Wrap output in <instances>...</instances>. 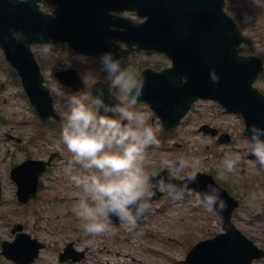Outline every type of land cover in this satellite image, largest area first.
Here are the masks:
<instances>
[{
  "label": "rangeland",
  "instance_id": "obj_1",
  "mask_svg": "<svg viewBox=\"0 0 264 264\" xmlns=\"http://www.w3.org/2000/svg\"><path fill=\"white\" fill-rule=\"evenodd\" d=\"M229 13L234 16L250 39L245 46L246 54H254L264 60V0H229ZM48 47L45 52L44 48ZM34 51L43 64L47 84L57 100V109L66 120V107L71 95H79L93 110L91 97L84 93L100 79L98 63L83 55H74L67 46H36ZM140 74L146 67L161 69L170 61L155 53H136L123 60ZM68 66L81 70L86 89L79 93L62 87L53 73ZM0 64V180L4 196L0 200V237L11 236L10 230L17 223L46 247L36 264H64L58 256L67 243L83 250L89 246L87 261L79 264H186L188 251L199 241L214 237L221 232L222 222L214 212L206 211L195 195L183 192L173 197L168 195L151 205L142 227L131 226L121 221L115 224L108 218L109 228L98 234H88L82 228V221L74 211V201L84 196L81 189L68 179L65 166L72 158L61 134L49 133L40 138L39 124L22 88ZM264 93V74L256 82ZM135 109L146 114V123L151 124L160 136L162 126L159 120L145 106ZM154 117V118H153ZM210 125L232 135L229 145H217L215 139L199 129ZM242 119L226 114L215 104L198 102L176 128L167 144L149 145L146 149L145 169H166L178 178L187 171L170 170L160 163L162 156L171 160L199 158L197 172L213 174L216 180L240 201L234 213L236 226L256 245L264 249V166L251 158V142L244 136ZM10 133L24 140L23 145L8 140ZM42 137V136H41ZM62 154L56 159L50 173L42 180V192L37 200L21 205L16 198V185L10 178L12 168L26 158L46 159L52 152ZM225 158H233L236 165L227 175H218L219 166ZM75 165L71 171H79ZM257 193L252 200L249 194ZM7 224V225H4ZM139 228V230H138ZM8 233V235H7ZM81 239V241H80ZM254 264H264V260Z\"/></svg>",
  "mask_w": 264,
  "mask_h": 264
},
{
  "label": "water",
  "instance_id": "obj_2",
  "mask_svg": "<svg viewBox=\"0 0 264 264\" xmlns=\"http://www.w3.org/2000/svg\"><path fill=\"white\" fill-rule=\"evenodd\" d=\"M39 1L0 0V45L24 76L41 116L46 118L54 112L52 101L42 103L49 95L40 87L42 79L33 66L30 46L68 40L75 49L97 57L106 49L117 52L110 41L114 38L129 46L136 44L137 50H157L172 59L170 69L143 73L144 87L139 97L154 109L166 128L178 125L192 104L202 98L240 112L248 135L251 125L264 127V96L253 87L263 71V62L239 55L237 47L246 39L224 11L225 0H53L59 4L56 17L42 14ZM123 10L135 11L148 20L139 25L112 20L111 11ZM112 26H125L128 38L120 36L118 30L112 31ZM10 29L22 30L26 39H13ZM37 32L43 38L35 36ZM213 69L219 76L216 82L209 78ZM45 168V163L27 162L13 172L22 201L34 196ZM206 179V185L214 183L212 178ZM220 195L226 203L220 214L227 233L200 243L188 260L193 264H251L263 252L234 228L231 214L237 204L221 188Z\"/></svg>",
  "mask_w": 264,
  "mask_h": 264
},
{
  "label": "clouds",
  "instance_id": "obj_3",
  "mask_svg": "<svg viewBox=\"0 0 264 264\" xmlns=\"http://www.w3.org/2000/svg\"><path fill=\"white\" fill-rule=\"evenodd\" d=\"M10 32L18 42L26 39L22 30L10 29ZM34 35L43 38L42 33ZM112 45L119 50L123 47L119 41H113ZM48 50V47L44 48L45 52ZM96 59L106 77L109 93L115 90L116 94L110 96L112 102L105 99L104 87H97L95 94L93 89L84 93L85 97H91V104L97 110L86 104L81 96L71 95L61 128L62 141L72 153L65 166L68 179L84 194L74 201V211L88 234L107 231L108 218L113 215L128 225H137L151 208L153 189L173 197L182 195L187 184L196 181L199 163V158L171 160L166 155L161 157L160 163L170 170L187 171V183L183 185L177 184L172 175L162 176L160 169H145L147 146L158 145L160 140L154 127L146 123V114L135 109L142 95L144 79L111 49L101 51ZM209 78L213 82L219 80L214 69L210 70ZM249 132L251 151L264 166V127L253 124ZM236 163L233 158H225L217 174L227 175ZM75 165L80 169L73 172ZM194 195L208 212H221L226 207L220 188L214 183L195 190ZM249 198L255 200L257 193H250Z\"/></svg>",
  "mask_w": 264,
  "mask_h": 264
},
{
  "label": "flooded vegetation",
  "instance_id": "obj_4",
  "mask_svg": "<svg viewBox=\"0 0 264 264\" xmlns=\"http://www.w3.org/2000/svg\"><path fill=\"white\" fill-rule=\"evenodd\" d=\"M23 227V226H22ZM24 229V227H23ZM8 235V233H7ZM10 235L9 237H6V238H3V237H0V264H19L17 263L16 261L10 259L5 252H3V247H4V243L5 242H14L16 239H17V236L20 235V234H15L13 231L10 232ZM21 239V237H20ZM88 247H86L87 249ZM89 251V250H88ZM87 251V252H88ZM38 259L35 260V262L33 264L36 263Z\"/></svg>",
  "mask_w": 264,
  "mask_h": 264
}]
</instances>
